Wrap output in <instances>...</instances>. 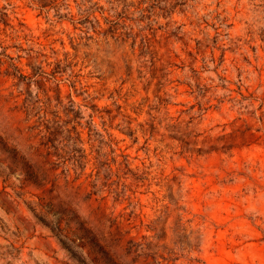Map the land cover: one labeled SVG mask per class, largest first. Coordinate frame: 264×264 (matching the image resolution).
<instances>
[{"label": "rangeland", "instance_id": "rangeland-1", "mask_svg": "<svg viewBox=\"0 0 264 264\" xmlns=\"http://www.w3.org/2000/svg\"><path fill=\"white\" fill-rule=\"evenodd\" d=\"M126 1L0 0V264H264V0Z\"/></svg>", "mask_w": 264, "mask_h": 264}, {"label": "trees", "instance_id": "trees-1", "mask_svg": "<svg viewBox=\"0 0 264 264\" xmlns=\"http://www.w3.org/2000/svg\"><path fill=\"white\" fill-rule=\"evenodd\" d=\"M43 0H28V2L31 5H36L40 10L44 9L45 7H49V4H42ZM66 0H52V4L54 6H58L60 2H65ZM89 3L91 0H87ZM83 2V0H81ZM123 3L125 4L119 11H116L114 14L109 13V9L104 8L103 6H99L98 3H91L87 8L81 9L77 14V17L75 15L71 14H65V15H57L59 19L65 18L71 21L72 23L78 24L81 27H83L85 30H82V33H88L90 29H93L94 32H98L100 28V22L99 19H97V15L101 17L103 20V23L107 26L106 29L102 32V36L107 38L108 35H111V37H114L115 34L119 33V37L125 35L126 37H130V34L126 32L127 29H132L131 27L127 26V23H138V22H144L147 19H150V14H145L146 12H150L147 9H143L140 7H135L137 11L140 13V17L138 19H135L132 17L133 13L129 10V7L132 5V3H127L126 0H123ZM145 3H140V5ZM120 30H124L125 32H120ZM91 40V37H82L80 36V40L82 39ZM114 40H117V38H114ZM133 43L135 44V38H133ZM30 175L32 176V179L36 180L37 174L36 172L29 167Z\"/></svg>", "mask_w": 264, "mask_h": 264}]
</instances>
